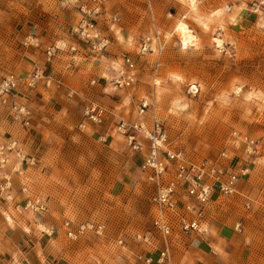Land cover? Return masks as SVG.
<instances>
[{
  "label": "rangeland",
  "instance_id": "obj_1",
  "mask_svg": "<svg viewBox=\"0 0 264 264\" xmlns=\"http://www.w3.org/2000/svg\"><path fill=\"white\" fill-rule=\"evenodd\" d=\"M193 1L195 11L191 0H109L104 18L118 14L120 21L114 33L101 23L104 19L99 21L112 40L106 60L116 67L124 55L130 56L137 63L138 79L133 88L116 89L118 71L105 69L95 75L99 83L92 84L90 78V86L98 89L93 99L120 114L110 122L113 127L122 117L134 119L145 100L156 110L172 148L195 160L216 159L226 152L237 168L249 166L238 194L222 197L214 206L213 218L229 228V237L209 254L221 258L216 264H264V0ZM86 2L0 0V80L45 69L46 50L69 40L78 7ZM180 21L196 37L193 46L182 45L175 31ZM157 32L163 38L162 55L140 54L141 40ZM28 64L33 69L25 73ZM77 68L69 69L67 79L75 87L81 83L79 76L74 79ZM193 84L199 87L195 96L187 93ZM26 92L32 124L25 128L15 123L0 106V145L18 140L35 163L24 166L25 179L16 178L11 156L0 177L10 175L16 192L27 183L47 198L49 207L43 216H20L16 204L24 197L8 201L0 191V264H137L130 253L141 249L134 236L152 228L154 188L140 173L146 154L133 151L123 138L110 136L102 142L103 130L96 134L92 128L82 129L87 102L78 97H67L69 106L53 109L42 85ZM235 131L255 140L258 154L249 158L242 146L234 147ZM66 221L74 227L102 222L105 234L70 240L63 228ZM48 229L52 236L43 231ZM209 234L197 238L209 244Z\"/></svg>",
  "mask_w": 264,
  "mask_h": 264
},
{
  "label": "built area",
  "instance_id": "obj_2",
  "mask_svg": "<svg viewBox=\"0 0 264 264\" xmlns=\"http://www.w3.org/2000/svg\"><path fill=\"white\" fill-rule=\"evenodd\" d=\"M108 2L109 0H87L83 5H79V19L71 27V36L75 37L78 43L70 44L64 49L58 46L49 47L46 50L48 64L66 56L68 70L84 58L96 60L106 58L112 47V40L102 31L99 21L106 20ZM108 19L112 25L120 21L118 14H113ZM163 49V39L158 33L144 37L139 44V53L142 55L151 53L161 55ZM122 60L123 65L113 85L116 89L127 90L137 83L138 66L128 55ZM40 82L44 83L46 88H51L53 85L59 88L63 86L62 81L55 78L52 72L48 73L46 69H37L25 78L9 75L0 82V102L8 105L15 123L24 127L31 126L32 112L26 103L18 101V97L22 88L34 90ZM95 83L96 81H92V84ZM198 92L199 87L196 84L190 85L187 91L191 96L197 95ZM73 95L69 93L68 97ZM149 107V102L143 101L138 115L143 117ZM110 115L107 107L90 101L85 106V124H82L81 128L86 129L87 124L102 126ZM114 131L121 135L135 152L144 150L139 137L148 142V154L140 167V173L154 188V196L151 199L154 216L151 231L136 235L135 240L150 248L147 252L149 254L141 258L143 264H171L172 240L178 236L206 234L208 207L216 196L228 198L238 194V183L250 175V167L241 166L236 169L226 152L221 153L215 160L191 159L184 150L171 147L164 125L158 119H154L150 126L142 120L130 122L120 119ZM108 137L102 136L100 140L106 142ZM232 139L234 145L243 147L244 154L249 158L257 154V142L249 136L235 131L232 133ZM11 156L14 160L13 167H10L13 161ZM34 163L35 159L27 158L19 141L11 140L0 145L1 170L10 167L12 173L21 176L24 166H33ZM11 188V176L2 175L0 191L2 194L6 193L8 201L12 200L8 194ZM21 191L26 198L23 203L17 205V210L36 215L47 211L46 200L41 197H31L27 186H23ZM247 208H250L249 203ZM63 228L70 240H77L90 234L103 236L106 230L102 222H89L74 227L71 221H66ZM239 228L240 225H237L236 230ZM43 231L49 236L54 233L49 229ZM118 243L120 246L124 245L123 240H119Z\"/></svg>",
  "mask_w": 264,
  "mask_h": 264
},
{
  "label": "crops",
  "instance_id": "obj_3",
  "mask_svg": "<svg viewBox=\"0 0 264 264\" xmlns=\"http://www.w3.org/2000/svg\"><path fill=\"white\" fill-rule=\"evenodd\" d=\"M107 13H108V9H107ZM111 15H113V14H110L109 16H111ZM101 23L107 25L110 33H114V29L113 28H114L115 25H112L109 22V19H106V20H104V22H101ZM101 23H100V27H101ZM157 33L160 34L159 32H157ZM76 40L77 39L75 37L70 36L69 40H67L66 43L56 44V46L64 49V48H67L70 44L78 43V41H76ZM161 55L157 54V56H161ZM123 57L121 58L119 64H116L117 65L116 67H115V63L108 62V60H106V58H104L106 60V62H108V64L106 63V65L103 64V60L104 59L96 60L94 58H89V59L84 58V59H81V61L79 60L76 63L78 65V68L76 69L77 73H75L76 76L74 77V79L77 76L80 77V82L81 83H78V85H79L78 87L72 86L73 84L69 85L70 83H72L71 80H70V83L67 81V79H69L68 78V76H69L68 72H70V70L66 69V65L68 63V58L66 56L60 57L58 60H55V62H53L52 64L44 63L42 61V59H40V61L43 62L42 64H44V68L45 69L49 68V70L52 71L55 74L54 75L55 78L60 79L62 81L63 86L59 88L57 85H53L51 88H46L44 83H42V82H40L38 84V86L42 85V88H46V90L48 91L49 94L45 95V96H46V99H48L47 101L51 103L52 108L53 107L54 108L55 107H60L61 105L69 106L70 102L65 103L66 100H68L67 97H68L69 93L74 94L73 96L78 97V99H81V101H83V102H87L88 103L90 101H95L93 99V97H94L93 95H96L98 93L97 92L98 89H97V87L96 88H92L90 86V84H89L90 80L91 79H92V81L96 80L97 83H99L97 78H95L96 77L95 75H99V74L101 75V73L106 72L105 69H107V71L110 74L111 73L112 74L117 73V71H119L120 68L123 65L122 64ZM89 67H93V69L91 70V73L94 74L93 76L91 75L90 72H88L89 71L88 70ZM32 69H33V65L28 64V65L25 66V71H24V69L22 71H24L25 73H29V72H31ZM33 72L31 74H33ZM31 74H29L28 76H30ZM28 76H25V77H28ZM19 77H21V76H19ZM25 77H23V78H25ZM86 79L89 80V81L86 82ZM101 79H106V78L103 77ZM0 82H1V80H0ZM108 89H109V87H108ZM26 90L28 91V89H26V88H22V90H20V96L18 97V101H21L22 103L24 102V103H26L28 105V102L26 100V98H27ZM44 92H45V90H44ZM143 101H145V100H142L140 102L139 107H140V105H141V103ZM95 102L103 105L102 103H100L98 101H95ZM53 105H55V106H53ZM0 106H2L7 111H9V107H8L7 104H2L0 102ZM28 107H29V105H28ZM105 107H107V106H105ZM109 110L112 113L109 116V118L106 120L104 125H102V126H93V125L87 124L86 128L87 129H89V128L91 129L92 128L91 130L96 132V134H99V130H103L102 134H104L105 136H109V137L111 136L112 138L114 136L117 137V138H123L121 135L116 134V132L114 131L113 124L111 125V123H110V122L114 121L115 118L119 117L120 114L116 113V110H111V109H109ZM138 110L136 112L135 118L132 119V120H127V121L134 122V121H137V120H142L148 126H150L154 119L160 120L158 115H157L156 110H151V104H150V107L148 108V110L146 111V113L144 114L143 117H140L138 115V112H139ZM121 119H124V118L122 117ZM83 124H85V123H83ZM112 127H113V129H112ZM25 128H28V127H25ZM138 139L142 143V145L144 146V150L142 152H139V153H142L144 155L146 154L145 155V158H146V156L148 154V144L146 145L144 143V140H143L142 137H139ZM14 140H16V139H14ZM233 146L236 147V148H239V146H236L234 144H233ZM257 154H258V152H257ZM220 155L216 159H218L220 157ZM213 160H215V159H213ZM231 161H232V163L234 165L235 163L233 162V160H231ZM234 166L236 167V165H234ZM236 169H237V167H236ZM3 172H5V170H1L0 174H2ZM24 173H25V170L23 172V175H21V176H24ZM14 176H17L16 178L21 177L18 174H14ZM25 178H26V176H24V178H22V179H25ZM23 186H27L29 188L31 197H41L44 200H46L47 208L49 207L48 202H47V198L46 197L44 198L40 194L34 193L32 191V189H31L30 185H28L27 183L21 184L20 189H18V192H16L14 189L12 190V188H11V190L8 191V194L10 196H13V197L14 196H23L24 198H23V200L21 202V203H23L25 198H26V196H24L22 191H21V188ZM13 197H12V200H14ZM220 200H222V197H219V198H217L216 201H213V203L208 207V210H207L208 211V215H207V220H206L207 221L206 228H207V234L210 233L209 235L212 238V242L209 243V244L208 243H204L203 239L202 238H197L199 236H196V235H190V236H186V237L178 236L177 238H174L172 240L173 246H172V249H171V264H216V262H218L221 259L219 256L216 258V257H213L212 255L209 254L210 251H212L210 249H213V248L214 249L215 248L218 249V248L222 247V245L225 244V242H226L225 239H228V237H229V228H227L224 225H221L218 221L216 222L214 220V218H213V213H214L213 210L215 209L214 206L218 205ZM21 203H19V204H21ZM16 206H17V204H16ZM17 211L19 213L18 215H20V216L26 215L28 217H32V216H43L44 215V213L36 215V214L31 213V212H21L20 210H17ZM150 211H151V226H152V217L154 216V208L152 207V203H151ZM213 233H217L218 236L214 237L215 234L213 235ZM140 234H145V233H140ZM136 235H138V234H136ZM213 239H214V241H213ZM134 240H135V236H134ZM138 244H139L138 246H140L141 249H139V251H137V252H130L132 254V256H133L132 257V261H134L137 264H140V263L143 264V262L141 261V258H142V256H147V254H149L147 252L150 251V248L145 246V245H143V244H140V243H138ZM118 245H119V243H118ZM216 249H215V251H217ZM215 254H217V253L215 252Z\"/></svg>",
  "mask_w": 264,
  "mask_h": 264
},
{
  "label": "bare ground",
  "instance_id": "obj_4",
  "mask_svg": "<svg viewBox=\"0 0 264 264\" xmlns=\"http://www.w3.org/2000/svg\"><path fill=\"white\" fill-rule=\"evenodd\" d=\"M191 9L192 11L196 10V3L191 0ZM175 31L178 33L181 41H182V45L186 48L188 46H193L196 42V37L193 35V32L190 30V28L188 27L187 24H185L184 22L180 21L177 23L176 27H175ZM218 45H221V41L217 40ZM7 217V221L9 223L12 222L11 217H9L8 215Z\"/></svg>",
  "mask_w": 264,
  "mask_h": 264
}]
</instances>
